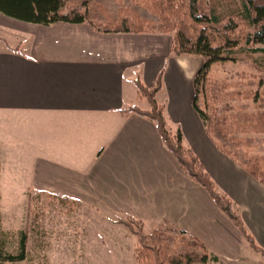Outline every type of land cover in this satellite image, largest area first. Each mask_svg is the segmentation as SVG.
Instances as JSON below:
<instances>
[{
  "label": "crops",
  "instance_id": "1",
  "mask_svg": "<svg viewBox=\"0 0 264 264\" xmlns=\"http://www.w3.org/2000/svg\"><path fill=\"white\" fill-rule=\"evenodd\" d=\"M47 27L60 36L85 33L93 43L77 46V57L57 56L54 48L51 56L37 48L32 56L9 51L0 57V113L18 119L14 126H39L35 188L89 202L96 195L93 202L193 235L222 264H240L247 242L239 231L180 169L153 123L119 111L135 104L136 78L151 87L164 69L156 97L166 92L165 113L264 251V185L213 145L191 106L202 59L172 56L169 35L105 34L86 24Z\"/></svg>",
  "mask_w": 264,
  "mask_h": 264
},
{
  "label": "trees",
  "instance_id": "2",
  "mask_svg": "<svg viewBox=\"0 0 264 264\" xmlns=\"http://www.w3.org/2000/svg\"><path fill=\"white\" fill-rule=\"evenodd\" d=\"M0 14L42 26L86 24L105 34L169 35L172 56L202 59L192 79L191 106L206 135L220 152L264 185V0H0ZM226 64H238L240 69L217 75L215 67ZM163 72H158L151 87L134 80L138 98L147 101V109L133 104L119 111L153 123L180 169L205 191L247 244L264 254L235 204L184 143L180 127L170 128L165 106L156 99ZM50 195L74 203L66 195ZM122 223L136 235L133 255L139 264L221 263L203 242L175 226L143 233L140 219L128 217ZM25 257L24 232L15 254L7 252L0 240V264L17 263Z\"/></svg>",
  "mask_w": 264,
  "mask_h": 264
},
{
  "label": "rangeland",
  "instance_id": "3",
  "mask_svg": "<svg viewBox=\"0 0 264 264\" xmlns=\"http://www.w3.org/2000/svg\"><path fill=\"white\" fill-rule=\"evenodd\" d=\"M54 30L0 14V57L10 54L9 51L32 56L37 48H41L37 53L45 56H51L54 48L57 56L70 54L77 57V46L81 48L85 42L93 43L85 33L79 39L70 35L72 32L60 36ZM53 42L57 43L55 47ZM231 68L239 70L240 66L226 64L214 70L217 75H223ZM130 72V69L124 72L125 79ZM156 99L162 103L166 92L159 93ZM134 103L141 108L148 107L145 99L136 98ZM166 116L173 129L176 124L167 113ZM16 122L18 119L10 113L6 117L0 113V240L7 252L15 254L20 233L26 234V257L13 264H139L133 255L138 245L136 235L122 223L132 215L99 201L93 202L96 195L90 196L91 202L78 196H68L74 203L62 202L50 192L40 193L35 188V181L32 183L31 180L39 138L35 128L39 126H14ZM28 134L33 138L32 143L27 141ZM142 224L143 233L164 226L145 220ZM241 257L240 264H264V254L247 244L243 245Z\"/></svg>",
  "mask_w": 264,
  "mask_h": 264
}]
</instances>
